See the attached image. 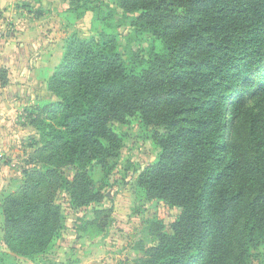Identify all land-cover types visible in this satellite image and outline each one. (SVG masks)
I'll use <instances>...</instances> for the list:
<instances>
[{"label":"trees","instance_id":"16d2710c","mask_svg":"<svg viewBox=\"0 0 264 264\" xmlns=\"http://www.w3.org/2000/svg\"><path fill=\"white\" fill-rule=\"evenodd\" d=\"M62 1L102 30L68 38L48 79L55 100L25 109L43 140L32 161L48 159L3 198L8 249L48 250L63 218L57 189L75 208L101 201L87 166L107 177L122 148L111 124L139 116L160 154L137 185L180 213L168 230L152 226L157 244L134 264H252L254 251L264 264V0ZM126 22L153 43H122ZM106 218L96 210L87 226L101 233Z\"/></svg>","mask_w":264,"mask_h":264},{"label":"rangeland","instance_id":"374dc122","mask_svg":"<svg viewBox=\"0 0 264 264\" xmlns=\"http://www.w3.org/2000/svg\"><path fill=\"white\" fill-rule=\"evenodd\" d=\"M102 1L114 5V0ZM101 30L92 12L77 17L62 0H0V75L6 77L1 93L6 98L0 101V264H134L145 248L157 244L152 226L160 221L168 230L180 213L175 206L149 199L137 185L139 173L158 159L160 149L153 140V130L134 116L125 124H111L122 139V148L109 175L105 177L98 165L87 166L102 194L101 201L75 208L66 189L59 188L55 201L63 216L61 229L47 251L32 259L18 254L17 258L6 253L11 251L2 244L3 198L19 188L26 168L34 164L41 168L48 159L44 152L32 161L43 140L36 125L23 118L24 111L55 100L48 79L61 60L68 38L73 34L97 36ZM118 31H123L122 43L129 41L134 49H146L153 43L150 35L138 36L127 22ZM28 94L43 101L30 102ZM236 133L242 138L244 129L239 126ZM61 171L69 179L74 173L65 166ZM96 210L107 214L101 233L87 226ZM254 252L252 264H261L259 251Z\"/></svg>","mask_w":264,"mask_h":264},{"label":"crops","instance_id":"0c3cea01","mask_svg":"<svg viewBox=\"0 0 264 264\" xmlns=\"http://www.w3.org/2000/svg\"><path fill=\"white\" fill-rule=\"evenodd\" d=\"M3 88H5V86H2L1 84H0V101L1 100H4L6 97L4 96H1V93H2V89ZM4 90V89H3ZM16 96V95H15ZM26 98H28V100H30V102L32 101V100H34L35 101V103H40L41 101H43V100H41V99H36L35 98V96H33L32 94H28L27 95V97ZM47 104V103H46ZM12 108L14 109V103H13V105H12ZM24 116H23V118L25 119V120H28L27 119V117H26V112L24 111ZM28 124L30 125V123L28 122ZM2 240V244L4 245V246H6L5 245V243L3 242V238L1 239ZM6 252V251H5ZM6 253H8L10 256H12V257H17L18 258V256H17V254H15V253H13V252H6Z\"/></svg>","mask_w":264,"mask_h":264}]
</instances>
